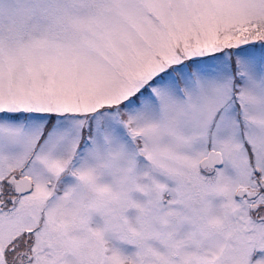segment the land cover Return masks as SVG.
<instances>
[{"label": "snow or ice", "instance_id": "obj_1", "mask_svg": "<svg viewBox=\"0 0 264 264\" xmlns=\"http://www.w3.org/2000/svg\"><path fill=\"white\" fill-rule=\"evenodd\" d=\"M0 264H264V0H0Z\"/></svg>", "mask_w": 264, "mask_h": 264}]
</instances>
